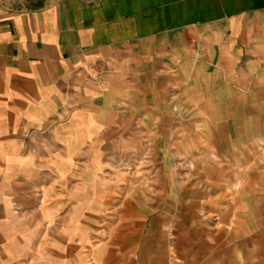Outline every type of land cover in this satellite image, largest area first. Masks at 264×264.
<instances>
[{
	"label": "crops",
	"instance_id": "0c3cea01",
	"mask_svg": "<svg viewBox=\"0 0 264 264\" xmlns=\"http://www.w3.org/2000/svg\"><path fill=\"white\" fill-rule=\"evenodd\" d=\"M263 149L264 0H0V264H264Z\"/></svg>",
	"mask_w": 264,
	"mask_h": 264
},
{
	"label": "rangeland",
	"instance_id": "374dc122",
	"mask_svg": "<svg viewBox=\"0 0 264 264\" xmlns=\"http://www.w3.org/2000/svg\"><path fill=\"white\" fill-rule=\"evenodd\" d=\"M47 0H7L8 3L19 7H34L42 5ZM264 152V149H263ZM262 153V151H261ZM151 158L140 156L139 141H120L116 144V151L101 157L100 164L103 166L99 180L101 182L112 181L116 183V197H122L125 187L140 186L151 183L155 179V174L146 171V166ZM154 164V163H152ZM69 181L83 180L90 181L92 176L88 174H69ZM74 176H77L74 178ZM82 176V178H81ZM117 208L119 205L116 206ZM112 220H110L111 223ZM108 222L101 221L100 228L107 227Z\"/></svg>",
	"mask_w": 264,
	"mask_h": 264
}]
</instances>
